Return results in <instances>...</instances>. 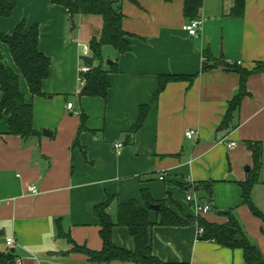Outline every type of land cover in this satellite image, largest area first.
Masks as SVG:
<instances>
[{
	"label": "crops",
	"instance_id": "crops-1",
	"mask_svg": "<svg viewBox=\"0 0 264 264\" xmlns=\"http://www.w3.org/2000/svg\"><path fill=\"white\" fill-rule=\"evenodd\" d=\"M8 1L15 9L0 19V33L11 36L21 22L26 25L24 33L36 25L38 50L51 66L41 98L30 95L22 77L19 81L40 136L23 141L8 134L7 117L0 122V252L13 250L19 264H91L85 256L70 252L69 240L91 251L101 250L92 207L112 197L108 213L115 221L118 204L135 201L143 206L141 191L147 190L179 217H196L195 203L186 200L192 193L210 207L201 216L209 223L225 224L216 212L234 209L264 260L263 224L243 205L237 186L252 165L245 143H260L262 167L252 200L264 213V205L255 200L264 199V73L247 79L249 96L235 114L236 127L223 132L219 127L239 91V76L224 67L201 72L204 53L212 62L239 63L249 71L264 63V0H245L241 18L229 17L234 0H203L197 37L183 30L190 20L183 17L180 0H121L122 29L129 35L130 50L118 55L103 47L100 61L90 52L86 55L93 58V67L109 70L116 65L109 75L106 100L79 96L83 46L99 35L101 19L77 16L71 30L66 10L51 0ZM0 56L2 64L18 74L2 43ZM161 75L195 77L191 83L167 84L151 105ZM67 104H72L70 110ZM145 105L150 107L143 125L130 133ZM81 118L84 129L79 133ZM43 130L51 137H45ZM187 131L194 132L192 140L185 138ZM231 143L235 146L229 147ZM116 144L122 145L119 152ZM197 183L212 184L210 198L193 189ZM32 185L37 195L27 192ZM153 207L148 211L149 237L152 253L160 261L244 264L241 250L198 241L195 225H156L159 207ZM7 240L14 241L10 249ZM111 240L120 249L135 248L125 227L115 226Z\"/></svg>",
	"mask_w": 264,
	"mask_h": 264
},
{
	"label": "trees",
	"instance_id": "trees-1",
	"mask_svg": "<svg viewBox=\"0 0 264 264\" xmlns=\"http://www.w3.org/2000/svg\"><path fill=\"white\" fill-rule=\"evenodd\" d=\"M133 1V0H129ZM170 3L173 0H163ZM182 2V15L185 19L193 20L199 17L203 6V0H180ZM52 4L63 7L68 16V23L71 30L75 28L74 19L77 16L99 17L101 28L99 35L89 42V52L91 56L100 61L103 47H110L123 55L130 50L127 40L129 36L122 29L123 15L120 9L121 0H51ZM245 0H234L230 9V18H241L244 12ZM15 5L8 0H0V19L11 16ZM25 23L18 24L11 36L0 33V43L7 46L13 63L18 70L15 73L9 67L2 64L0 56V122L7 117L8 134L20 138L23 141L31 138H38L40 133L33 128V108L27 104L20 91L19 81L22 77L26 83L30 95L34 98L44 96L42 92L43 82L49 77L51 61L38 50L39 29L36 25L29 28L24 33ZM204 61L201 72L224 67L234 71L239 76V91L229 102L226 114L219 127V131H231L236 127L234 123L235 114L238 112L241 102L249 94L245 84L247 79L256 74L264 73V63L258 62L252 70H245L238 65H227L222 61L212 62L207 53L203 54ZM116 70V65L112 64L109 70H103L101 66H95L86 73H81L80 80L82 89L79 93L81 97L101 98L106 100L110 89V73ZM195 76L161 75L157 77V89L152 97L151 105L154 104L158 95L165 86L173 82L188 81L191 83ZM150 105L141 106L138 110L136 123L132 126L130 133H135L144 123ZM81 118L79 133L84 129ZM77 143V138L74 144ZM245 146L251 154L252 165L243 182H238L237 186L241 192V199L244 206L262 224V236L264 238V213L260 212L252 200V190L259 184V174L262 167V145L257 142H246ZM195 191L204 192L207 197H211V183H197L193 186ZM143 206L135 201L118 204L116 208V219L113 221L108 213L109 205L112 201L110 197L104 203L96 204L92 207V212L99 224V237L102 242L101 250L91 251L85 247L72 245L70 252L81 254L86 257L91 264H108L113 261L130 262L134 264H171L160 261L151 250L149 229L151 224L148 221V211L153 206H158L156 214V225L184 227L195 225L202 230V235H197L198 241L213 242L229 250H241L244 264H264L260 251L247 238L244 230L240 226L234 215V209L217 211L219 217L225 218L226 223L217 225L207 222L203 217H191L184 215L177 216L169 211L162 202H156L147 190L141 191ZM115 226L127 228L130 237L134 242V250L127 251L116 247L111 240V233ZM59 236H63L61 229L57 227ZM0 264H16V257L10 251L0 252ZM184 264V263H177Z\"/></svg>",
	"mask_w": 264,
	"mask_h": 264
},
{
	"label": "built area",
	"instance_id": "built-area-1",
	"mask_svg": "<svg viewBox=\"0 0 264 264\" xmlns=\"http://www.w3.org/2000/svg\"><path fill=\"white\" fill-rule=\"evenodd\" d=\"M202 24H203V19H201V18L193 19V20H190L186 25L183 26V30L190 37H197L198 33L201 29ZM83 53L85 56L88 55L89 48L86 46H83ZM238 65H239V63H238ZM88 70H89L88 68L83 67L80 69V72L86 73ZM66 107H67V109L70 110L72 108V104H67ZM185 138H187L188 140H192L194 138V132L193 131H187L185 133ZM234 146H235L234 143L229 144V147H234ZM121 148H122L121 144L114 145V149L116 152H119ZM160 180H162V178H160ZM27 192L31 195H37L38 194L37 188L33 185L27 187ZM186 200L188 202H194L195 203V214H196V216H202L204 214H207L210 211V207L208 205H206L205 203H199L197 201V199L195 198V196H193V195H188L186 197ZM197 235H202L201 229H197ZM13 244H14L13 240H7L6 241V246L8 249L13 247ZM16 264H19V260H16Z\"/></svg>",
	"mask_w": 264,
	"mask_h": 264
},
{
	"label": "water",
	"instance_id": "water-1",
	"mask_svg": "<svg viewBox=\"0 0 264 264\" xmlns=\"http://www.w3.org/2000/svg\"><path fill=\"white\" fill-rule=\"evenodd\" d=\"M80 60L82 61L84 67H86V68H88V69H91V68L93 67V58H92V57H89V56H83V57H81ZM42 134H43L45 137H51V135H50L51 133H49V132H47V131H45V130L42 131ZM245 170L248 171L249 168L246 167ZM153 209H156V210H157L158 207L155 206V207H153ZM13 252H14L13 250H10V253H13Z\"/></svg>",
	"mask_w": 264,
	"mask_h": 264
},
{
	"label": "rangeland",
	"instance_id": "rangeland-1",
	"mask_svg": "<svg viewBox=\"0 0 264 264\" xmlns=\"http://www.w3.org/2000/svg\"><path fill=\"white\" fill-rule=\"evenodd\" d=\"M191 195L196 196L193 193ZM255 200H256V202H258V204H260V205L263 204L264 205V199H261L259 196L255 197Z\"/></svg>",
	"mask_w": 264,
	"mask_h": 264
}]
</instances>
